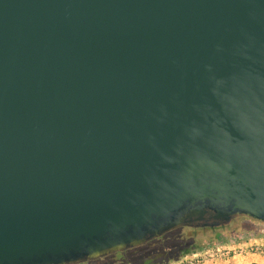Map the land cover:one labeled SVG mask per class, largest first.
Instances as JSON below:
<instances>
[{
  "label": "water",
  "instance_id": "95a60500",
  "mask_svg": "<svg viewBox=\"0 0 264 264\" xmlns=\"http://www.w3.org/2000/svg\"><path fill=\"white\" fill-rule=\"evenodd\" d=\"M238 216L264 224V0H0V264Z\"/></svg>",
  "mask_w": 264,
  "mask_h": 264
},
{
  "label": "trees",
  "instance_id": "16d2710c",
  "mask_svg": "<svg viewBox=\"0 0 264 264\" xmlns=\"http://www.w3.org/2000/svg\"><path fill=\"white\" fill-rule=\"evenodd\" d=\"M233 224L242 232L247 231L249 233L250 230L256 229L253 220L246 216H238L233 219L230 225L226 226L206 227L202 230L191 228L193 229L192 232L184 230L190 227H179L150 240L146 244L119 251L103 258L110 259L108 260L110 264H168L187 254L202 250L204 248L203 241L212 234L216 240H220L224 231L233 230L230 229ZM103 258L79 264H94Z\"/></svg>",
  "mask_w": 264,
  "mask_h": 264
},
{
  "label": "built area",
  "instance_id": "2783aa9c",
  "mask_svg": "<svg viewBox=\"0 0 264 264\" xmlns=\"http://www.w3.org/2000/svg\"><path fill=\"white\" fill-rule=\"evenodd\" d=\"M237 253H255L264 258V237L248 240L235 248L202 249L172 262L171 264H202L211 258L228 257Z\"/></svg>",
  "mask_w": 264,
  "mask_h": 264
},
{
  "label": "rangeland",
  "instance_id": "374dc122",
  "mask_svg": "<svg viewBox=\"0 0 264 264\" xmlns=\"http://www.w3.org/2000/svg\"><path fill=\"white\" fill-rule=\"evenodd\" d=\"M256 222V221H254ZM231 224V223H230ZM229 224V225H230ZM254 225L256 226V229L255 230H250L249 233L246 231V232H242L240 229L237 228V226L235 224H233L231 226L230 229H233L231 231H224L223 234H222V239L224 240H231V239H235V238H239L241 235L243 237H251L252 235L256 236V235H263L264 234V224H261V223H254ZM195 229H199V230H202L203 228H195ZM185 231H189V232H192L193 229L191 228H185L184 229ZM232 232V233H231ZM242 238V237H241ZM214 241H217L214 237V235L212 234L211 236H209L207 239H205L203 241V245H204V248L205 249L206 247L208 246H211V245H214ZM111 255V254H110ZM109 256V255H107ZM106 257V256H105ZM103 258V257H102ZM215 259H217V261H214ZM214 260H210L208 263L209 264H246V260H243V261H239V262H236L235 260L232 259L231 255L228 256V257H220V258H215ZM103 260V261H102ZM101 261H98L94 264H110L108 260L110 259H102ZM174 262V261H172ZM172 262L168 263V264H171ZM206 263V262H205ZM86 264H92V263H86Z\"/></svg>",
  "mask_w": 264,
  "mask_h": 264
},
{
  "label": "crops",
  "instance_id": "0c3cea01",
  "mask_svg": "<svg viewBox=\"0 0 264 264\" xmlns=\"http://www.w3.org/2000/svg\"><path fill=\"white\" fill-rule=\"evenodd\" d=\"M260 237H264V234L263 235L261 234L260 236L259 235H256V236L252 235L251 237H249V236L243 237L241 235L239 238H235V239H231V240H224L221 238L220 240L214 241L213 242L214 245L208 246L205 249H208V248L215 249L217 247L235 248V247L239 246L240 244H242L248 240H254V239H257ZM231 257L233 260H235V261L237 260L236 262L246 260V264H264V258H262L260 255L255 254V253H246V254L237 253V254L231 255ZM214 259L215 258L208 259L207 261H205L206 263L204 262L202 264H209L208 262L210 260H214ZM214 261H217V259H215Z\"/></svg>",
  "mask_w": 264,
  "mask_h": 264
},
{
  "label": "flooded vegetation",
  "instance_id": "af4514ba",
  "mask_svg": "<svg viewBox=\"0 0 264 264\" xmlns=\"http://www.w3.org/2000/svg\"><path fill=\"white\" fill-rule=\"evenodd\" d=\"M254 222V221H253ZM254 223H259V222H254ZM262 224V223H261Z\"/></svg>",
  "mask_w": 264,
  "mask_h": 264
}]
</instances>
